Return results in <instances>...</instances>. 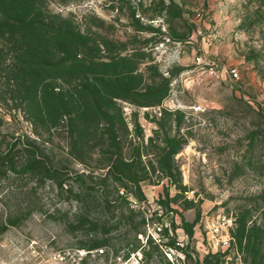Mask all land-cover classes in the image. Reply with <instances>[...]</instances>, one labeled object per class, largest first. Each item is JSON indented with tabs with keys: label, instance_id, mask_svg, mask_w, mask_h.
<instances>
[{
	"label": "rangeland",
	"instance_id": "obj_1",
	"mask_svg": "<svg viewBox=\"0 0 264 264\" xmlns=\"http://www.w3.org/2000/svg\"><path fill=\"white\" fill-rule=\"evenodd\" d=\"M34 1L49 53L50 26L80 32L115 71L136 65L134 92L106 108L110 125L100 111L50 119V87L74 93L93 77L50 74L55 52L23 72L21 47L0 34V264L101 245L82 264L142 253V264H264V0ZM152 86L163 98L137 104ZM220 214L232 239L212 251L203 238ZM169 222L147 241L149 225Z\"/></svg>",
	"mask_w": 264,
	"mask_h": 264
},
{
	"label": "trees",
	"instance_id": "obj_2",
	"mask_svg": "<svg viewBox=\"0 0 264 264\" xmlns=\"http://www.w3.org/2000/svg\"><path fill=\"white\" fill-rule=\"evenodd\" d=\"M0 4V18L2 17L0 19V34H2V38L4 34H7L9 39L8 43L12 46L19 45L21 47L20 53L16 54L14 58L20 63L23 72H30L32 62L35 58L36 60L38 58L41 59L43 56H48L51 55L52 52H55L59 54V56L63 55V58L57 60L55 57H50V74L62 73L73 75L74 73H81V75L93 77V85L88 84L90 80L87 78L88 82L86 84H80L81 86L75 88L76 90L74 93H67L62 89L56 91L54 88L50 87V119L56 117L57 109L61 112V110L64 111L67 108L76 111L75 113L77 115L78 113L85 115V113L88 114L91 111L94 113L100 111L103 113V120L110 125L113 122V117L106 113V108L115 109V98L132 100L128 97V94L134 92V89L131 87L134 77L129 76L128 73L134 72L136 65H127L129 69L125 68L123 72L115 71L111 64L102 63V60H98L92 44L90 41L86 40L80 32L59 30L51 26L49 53L45 48L47 38L44 37L49 34V32L46 31L49 26L42 23L39 19L40 9L38 3L34 0H0ZM6 5L9 7L7 8ZM8 18L10 20H8ZM25 18H30L29 27L26 26L24 31L19 30L20 28L17 23ZM84 38L85 40H80ZM36 48L37 51L35 52L34 49ZM123 60L128 61L131 59L125 57ZM35 71L37 70L35 69ZM121 74L126 76L120 79ZM129 78L132 80L128 81ZM113 79L114 81L118 79L123 81L121 83L116 82L122 85L124 89L122 93L116 91L120 90V88L115 89L116 84L113 83ZM99 80L101 84H99ZM95 83H97V85ZM149 88L152 90H150L147 96L137 94L140 100V103L137 104L146 106L154 105V102H158L163 98L161 92L164 86H152ZM53 106L56 107V109ZM73 120L75 121L73 126L77 131L79 130V125L82 124L78 119H72V121ZM73 131L74 130L71 132L72 135L74 134ZM7 156V154L2 155L0 153V167L4 164Z\"/></svg>",
	"mask_w": 264,
	"mask_h": 264
},
{
	"label": "built area",
	"instance_id": "obj_3",
	"mask_svg": "<svg viewBox=\"0 0 264 264\" xmlns=\"http://www.w3.org/2000/svg\"><path fill=\"white\" fill-rule=\"evenodd\" d=\"M233 75L235 77L238 76L236 70H233ZM194 110L196 112L200 111L201 106H195ZM169 225L170 222L165 224L155 223L152 226L149 225L147 231V241L149 240L150 236H152L154 239H157L158 235H163L164 228H168ZM232 226V218L228 217L225 214H220L213 218L208 223L206 237L203 238V244L205 245V247H208L212 251L227 249L232 239L229 234ZM159 242H162L161 238H159ZM178 244L182 248L186 246V243L181 239L178 240ZM166 248L167 249H165V254L170 259H172L173 253L170 251L172 250V248L170 246H166ZM108 250V245H101L96 247H66L64 249H57L50 252V264H82L88 257H101L103 254H106ZM109 253H111V251H109ZM143 260V253L140 255H134L133 259L131 260V264H142Z\"/></svg>",
	"mask_w": 264,
	"mask_h": 264
}]
</instances>
